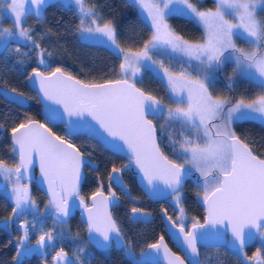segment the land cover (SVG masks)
I'll list each match as a JSON object with an SVG mask.
<instances>
[{
  "label": "snow or ice",
  "instance_id": "6c2138e0",
  "mask_svg": "<svg viewBox=\"0 0 264 264\" xmlns=\"http://www.w3.org/2000/svg\"><path fill=\"white\" fill-rule=\"evenodd\" d=\"M49 3L50 0H0V16L7 13L12 24L5 28L0 20V47L7 50L9 42L16 39L30 41L38 50L39 63L45 64V49L36 43L33 30L25 27L23 21L28 16L40 19ZM129 3L139 5L152 30L150 38L138 51L120 46L113 21L105 19L95 7H90L88 0H62L65 9L75 6L82 38L108 43L123 56L119 65L121 79L86 84L71 74H65L60 67L47 76L33 69L28 79L39 83L47 100L63 107V113L69 117L74 130L84 125L94 130L95 126L83 119L87 116L112 138L110 143L114 149L123 151L126 147L130 162L134 161L142 173L151 195L171 194L179 206L185 177L191 175L192 169L200 174L207 212L204 223L193 218L191 230H186L183 207H180L177 220L172 221L183 237L182 246L188 251L187 264H201L198 244L207 245L212 241H223L233 247L243 257L242 264L244 261L264 264L261 247H257L252 256L246 252L247 246L257 238L264 242V158L255 155L233 128L234 123L240 121L264 123V0H215V10H200L191 0H129ZM173 15L187 17L202 25L203 40L190 42L176 34L167 22V18ZM237 39L243 40L249 48L238 47ZM16 50L19 51V47ZM154 50L169 58L183 59L188 67L170 71L164 67L163 60L153 59ZM145 61L150 63L143 64ZM157 63L163 69L171 93L173 106L167 108L155 96L146 95L135 83L142 64L150 68ZM227 63L234 65V73L254 82L260 94L239 99L214 96L209 91L214 73ZM51 111L58 114L57 109ZM150 116L164 118L168 128L160 125L162 133L169 131L174 121L179 122L178 135L169 132V139L178 146L183 162L169 159L161 151L157 142V124L149 119ZM73 117L76 119L72 120ZM11 133L12 151L18 160L11 165L0 160V177L11 185L14 203L9 220L31 213L34 218L32 229L36 228V220L42 226L48 216L54 218L55 223L67 225L73 206L69 201L76 197L79 207L87 213L86 229L90 239L99 249L111 248L112 234L121 237V229L109 211V205H115L118 198L112 191L105 196L101 186L91 195V206L85 202L80 194L81 168L85 162L79 150L39 122H21L11 129ZM34 157L39 158L40 172L49 195L44 218L39 215L28 185L23 183L32 179L28 173ZM121 171L116 167L111 169L110 189L112 182L120 183ZM140 211L135 207L132 209L133 214ZM168 219L171 221V217ZM29 224L24 219L19 225L22 235L17 242V260L33 251L45 255L56 245L53 231L41 227L36 249L27 247ZM10 226L8 223L3 225L4 228ZM229 231L231 240L227 238ZM115 243L123 246L119 239ZM148 247L157 253L163 248L168 264H186L184 259L170 253L163 237ZM84 251L83 247L78 249L76 264H84L80 256ZM52 262L73 264L63 247L52 256ZM134 264L140 262L134 261Z\"/></svg>",
  "mask_w": 264,
  "mask_h": 264
},
{
  "label": "trees",
  "instance_id": "16d2710c",
  "mask_svg": "<svg viewBox=\"0 0 264 264\" xmlns=\"http://www.w3.org/2000/svg\"><path fill=\"white\" fill-rule=\"evenodd\" d=\"M193 2H197L200 9L215 7L214 0H204L203 2L193 0ZM88 5L95 7L105 19L113 21L119 37L118 43L122 48L138 51L150 38L151 27L143 20L138 7L129 3V0H88ZM1 20L3 21V27L12 26L9 21ZM79 22L75 6L65 9L62 6V0L50 1L49 6L44 8L40 19L33 16L26 18L25 27L33 30L34 40L45 49L43 57L45 64L39 63L38 50L34 48L30 41L12 40L9 42L7 50L0 47V160L11 164L16 161L15 153H13L10 144L9 133L17 124L31 119L42 121L57 136L66 139L85 155L92 156L96 152H109L88 135L68 136L62 125H51L46 122L40 114L41 106L35 92L27 86V77L33 69L48 73L60 67L66 74H71L88 84L122 78L119 65L123 61V56L118 54L114 46H110L108 43L94 44L81 41L80 31L78 30ZM167 22L176 34L190 42H200L204 38L203 30L192 19L173 15L167 18ZM236 43L238 47L249 48V45L241 39H237ZM17 47H19V51L16 50ZM153 55L161 58L164 65L173 71H178L181 67H188L183 59L175 57L172 59L156 51ZM233 67L232 63H227L222 69L217 70L209 86V91L214 96H229L234 99H239L242 96L254 98L260 94L259 87L239 73H234ZM188 70L192 71L191 68H188ZM229 77H231V81ZM139 79L137 86L140 89L155 96L165 106H173L165 83L150 70H143ZM230 83L231 88L229 87ZM13 89L25 96L27 99L26 107H20L6 97V94L13 91ZM154 122L157 124V135L161 151L169 159L183 162V157L179 155L178 146L174 145L169 139V132L178 135L179 122L174 121L169 131L163 133L160 131V125L168 128L164 118L156 119ZM233 128L236 134L249 145L255 155L264 158L263 124L257 121H240L234 123ZM121 161H123L121 157H115V164H120ZM33 189L34 198L43 207L44 202H46L44 195L35 186ZM94 190H96V187L86 181L81 192L85 196ZM190 200L196 202L195 195H192ZM13 206L14 203L10 197L0 191V220H6L11 225L8 228L0 226V264H44V257L38 254H29L20 260L19 258L18 260L15 259L17 242L21 235L19 225L22 223L23 217H13L12 220H9ZM28 216L32 217L31 213ZM47 222L44 221L47 230L56 232L59 231L58 229H68L65 231L67 238L61 239L59 243L68 254L71 255L74 249L79 246L86 249L80 254L84 264H131L125 257L123 247L114 250L109 255H102L94 251L85 239V225L77 215L72 217L67 225H61L50 220L47 226ZM121 228L125 246H130L135 252L153 243L159 233L163 232L158 221L153 225H149L145 231H140L135 227H127L123 224ZM34 237H37V235H34Z\"/></svg>",
  "mask_w": 264,
  "mask_h": 264
},
{
  "label": "flooded vegetation",
  "instance_id": "af4514ba",
  "mask_svg": "<svg viewBox=\"0 0 264 264\" xmlns=\"http://www.w3.org/2000/svg\"><path fill=\"white\" fill-rule=\"evenodd\" d=\"M156 119L158 118H152L153 122ZM157 139H158V135H157ZM158 143H159V140H158ZM114 155H116L117 157H121L123 161H121L120 164L119 163L115 164L116 156ZM85 156L89 159L90 162H93L95 165H92L90 163H87L85 165L84 167L85 177L83 180V184L84 182L88 181L89 184L96 187V190L98 188H101L102 186V190L104 193L108 195L110 191L115 192L116 197L118 198L117 204H115L111 208V215H112V218L116 221L117 225L121 229V236L123 239L121 244L123 245L122 246L123 251H124V254L127 260H129L131 264H134V261H136V258L138 257L139 253L143 251L146 247H148L150 244L144 247L142 250L137 251V252H135V250L131 248L130 246H125V239L123 236L121 225L123 224V225H126L127 227L128 226L135 227V228H138L140 231L141 230L145 231L149 225H153L156 221H158L159 224L162 226L163 232H160L159 235L156 237L155 241L151 244L157 243L158 240L161 237H163V239L165 240L170 250L173 253L178 254L183 257V254L177 248L174 242L170 239L166 231V228L163 222V213H165L168 217H171V221H176L177 217L180 216V207H183L184 209L183 223L185 224L186 230H189L191 228V225L194 222L193 218H195V220L199 221L200 223L204 221L205 215H204V209L202 207L203 195L201 196V194H203V191H202L203 184H201L203 182V179L202 177H200V174L192 171L191 177L188 180H186L184 186L182 187V190H181L182 203L181 205L178 206L173 201V199L175 198L173 195L165 199L159 200V201L149 200L146 197V195L143 193V191L139 188L136 182V177H135V174L132 168V162H130L128 157H124L119 154L112 153L110 151L107 153L106 152H96L92 156L91 155H85ZM15 157L17 161L18 159H17L16 153H15ZM113 167L122 169L121 179L124 183L126 190L124 188L117 186L113 182L111 183V189L109 188V183H110L109 174L111 173V169ZM23 182L30 184L32 191L34 190L33 189L34 186L37 188L38 191H40L36 183V172L32 179L25 180ZM91 189L93 190V188ZM96 190L84 196L81 192L82 191V187H81L80 194L85 198V202L88 203L89 197L94 192H96ZM192 195H195L196 202L194 200H190ZM37 204L40 205L38 202ZM149 204H152V205H149ZM46 205H47V199H46V202H44L43 207L46 208L45 207ZM134 207L140 209L141 210L140 213L143 212V213L149 214L151 216V219L149 221H143L142 219H137L133 221L131 219V216H132V209ZM76 215L79 217L78 213H76L74 216ZM45 216L47 215H44V217ZM50 220H53L51 216H48L44 220L45 222L48 221L47 226L49 225ZM1 221H5V223H7L6 220H1ZM45 224L46 223L43 224L44 227L42 228L43 230L47 231L46 229L47 227L45 226ZM85 229H86V226H85ZM86 233H87V229L85 231V239H86ZM36 238L37 237L31 236L32 240H31V244L28 246L29 248L36 249V243H34V241H36ZM91 247L94 251L102 255L112 254L114 250H118L122 248L120 245L116 246L114 242L112 243V247L107 250H97L93 246ZM257 247H261L262 251H264V242L260 241L259 238H257L256 240H254L251 244L247 246L246 248L247 255L252 256L253 253L256 251ZM198 248L200 250L201 264H242V261H243V257L233 247H230L227 243L220 247H203L201 245H198ZM48 256L50 259L52 256H54V252L48 253ZM157 264H164V263L159 262ZM243 264H253V262L244 261Z\"/></svg>",
  "mask_w": 264,
  "mask_h": 264
},
{
  "label": "water",
  "instance_id": "95a60500",
  "mask_svg": "<svg viewBox=\"0 0 264 264\" xmlns=\"http://www.w3.org/2000/svg\"><path fill=\"white\" fill-rule=\"evenodd\" d=\"M38 70V69H37ZM41 71V70H39ZM32 72L31 71L28 75L31 76L32 75ZM45 76H47L50 72L48 73H45L43 71H41ZM66 74V73H65ZM27 77V86L30 90L34 91L36 96H37V99H38V102L41 106V109H40V114L42 116V118L48 122L49 124L51 125H62L64 127V132L66 133V135L68 136H77V135H88L90 137H92L93 139H95L99 144H101L106 150L112 152V153H115V154H119L121 156H124V157H128L129 158V154L127 152V149L125 147V149L123 151H119V150H116L112 147L110 141H112V138L109 137L107 135L106 132H104L103 129H101L99 127L98 124H96L95 121H92L90 117H84L83 119L84 120H88L91 122L92 125L95 126L94 130H90L89 127L87 125H84L82 127H80L78 130H74L73 129V125L69 123V117L63 113V107L61 105H57V104H53L51 101L47 100L44 96H43V93L40 91V88H39V83L36 82V81H30ZM76 80H79L77 78H75ZM121 79V78H120ZM116 80H119V79H116ZM80 81V80H79ZM114 81V80H113ZM107 82V81H106ZM102 83H105V82H102ZM88 84V83H86ZM95 84H99V83H95ZM136 87H138L136 85ZM139 88V87H138ZM142 90V89H141ZM145 92V91H144ZM146 95H151L147 92H145ZM153 96V95H151ZM6 97L8 99H10L11 101H13L14 103H16L17 105H19L20 107H26L27 105V99L25 98L24 95H21L20 93L18 92H8L6 94ZM162 106L165 107V105L161 102ZM51 109H57L58 110V114H54ZM152 118H156V117H152L150 116L149 119H152ZM76 118L73 117L72 120H75ZM29 121V120H28ZM30 121H35V122H39L40 124H43L46 126V128L50 129L46 124H44L42 121L38 120V119H31ZM81 124L83 125V120L81 121ZM52 131V130H51ZM52 133H54L52 131ZM55 134V133H54ZM56 135V134H55ZM11 136H12V133L10 132L9 133V139H10V144H11V147H13V144H12V139H11ZM57 136V135H56ZM63 139V138H62ZM67 143H70L68 142L66 139H64ZM157 142H158V139H157ZM116 143H121L120 141H116ZM71 144V143H70ZM73 145V144H72ZM75 147V146H74ZM76 148V147H75ZM77 149V148H76ZM80 152V151H79ZM81 153V152H80ZM82 154V159L84 160V165L82 166L81 168V174H82V180H81V185H80V190H81V187H82V184H83V180H84V167L87 163H90L92 165H95L93 162H90L89 159L83 154ZM17 159H18V156H17ZM132 168H133V171H134V174H135V177H136V182L139 186V188L143 191V193L146 195V197L151 200V201H159V200H162V199H165L169 196H171V194H167V195H160V196H153L150 194L149 190H148V187H147V182L145 180H143L142 178V173L139 171V169L136 167L134 161L132 162ZM36 172V183H37V186L39 188V190L44 194V196L46 197L47 201L49 199V195H48V192H47V183L45 181H43V178H42V175H41V172H40V167H39V158L38 157H34V163L33 165L30 167L29 169V176L30 177H34V174ZM192 175V173H191ZM190 176H186L184 181H183V186L186 182V180H188ZM119 176H120V183L117 184L115 182H113L114 184H116L117 186L121 187V188H124L125 189V186H124V183L121 179V173H119ZM26 180H29V179H26ZM161 187H163V185H161ZM126 190V189H125ZM167 192L170 193V190H166ZM105 196H108L106 193H104ZM91 197V196H90ZM90 197L88 199V203H89V206H91V200H90ZM118 202V200H117ZM116 202V204H117ZM69 204L70 205H73L71 208H70V215L68 217V220L70 218H72L76 213L79 214V217H80V220L81 222L86 226V219H87V213L84 211L83 208L79 207V199L76 198V197H73L70 201H69ZM114 205H109V211L111 212V208L113 207ZM202 207L204 209V215L206 217L207 215V212H206V205L204 204V202L202 203ZM131 219L134 221V220H137V219H142L143 221H149L151 219V216L147 213H143V212H139V213H136V214H133L132 213V216H131ZM205 219V218H204ZM53 221H54V218H53ZM163 222H164V225H165V228H166V231L170 237V239L174 242V244L177 246V248L181 251V253L183 254V257L178 255V254H175L173 253L170 248L167 246L165 240L163 239V242L164 244L167 246L168 250L170 251V253H173L175 254V256L177 257H180L182 259L185 260L186 264H187V261L189 260V254H188V251L185 249V247L182 246V235L179 233V230L177 227H174L173 224H172V221H170L168 219V216L163 213ZM204 221L201 223L203 224ZM191 230V228L189 229ZM95 235V234H93ZM113 242L115 243V240L116 239H119L122 243L123 239H122V236L117 238L115 236V234L113 233ZM227 238L228 240H231V233L230 231L227 233ZM86 240L87 242L93 246L94 248H96L97 250H102V249H99L94 243L93 241L90 239L89 237V234L88 232L86 233ZM160 241V239L158 240V242ZM157 242V243H158ZM226 243L221 241V242H215V241H212V242H209L207 245L203 244V243H199L198 245H201L203 247H220V246H223L225 245ZM116 246H118V244L115 243ZM229 245V244H228ZM231 247V246H230ZM200 259V257H199ZM136 261L140 262V264H157L159 262H163L164 264H168L167 260L164 258V254H163V248H161V250L159 251V253H157L156 250L154 249H151L149 247H146L143 251H141L138 255V257L136 258Z\"/></svg>",
  "mask_w": 264,
  "mask_h": 264
},
{
  "label": "rangeland",
  "instance_id": "374dc122",
  "mask_svg": "<svg viewBox=\"0 0 264 264\" xmlns=\"http://www.w3.org/2000/svg\"><path fill=\"white\" fill-rule=\"evenodd\" d=\"M50 1H55V0H50ZM198 2H203L204 0H197ZM215 1V0H214ZM191 2L193 3V4H195L199 9H200V7L198 6V3L197 2H193V0H191ZM137 7H138V9H139V11H140V13H141V15H142V18H143V20L151 27V25H150V21H146V19H145V17H146V14H144V13H142V10L140 9V7H139V5H136ZM215 7H216V4H215ZM215 7L214 8H210V7H206V8H201L200 10H208V9H211V10H215ZM42 13H43V11H42ZM42 15V14H41ZM1 18H0V20L1 19H5V20H7V21H9L10 23H11V21H10V19H8L7 18V13H5L3 16H0ZM29 17V16H28ZM27 17V18H28ZM25 21H26V19L23 21V23H25ZM193 21H195V20H193ZM196 22V21H195ZM197 23V22H196ZM200 27H201V29L203 30V32H204V28H203V26L202 25H200L199 23H197ZM25 25V24H24ZM85 35H87V34H85ZM79 36H80V39H81V41H83V42H87V43H94V44H98V43H102V41L101 40H96V39H90V40H86V39H84V38H82V36H81V33L79 32ZM16 40H20V39H16ZM155 51V50H154ZM154 51H153V53H154ZM153 53H152V55H153ZM153 59H155V60H157V61H160V60H162L161 58H158V57H155L154 55H153ZM173 59V58H172ZM147 63H150V62H148V61H145V62H143V64H147ZM143 64L141 65V67H140V72L137 74V76L135 77V83H136V85L138 84V81L140 80L139 78H140V75H141V72L143 71V70H150L157 78H159L160 80H162L164 83H165V85H166V87H167V89H168V93H169V97H170V95H171V93H170V90H169V88H168V86H167V81H166V78H164L163 77V69L160 67V65L157 63V64H153V65H151V67L150 68H146V67H144L143 66ZM164 67H166V68H169L168 66H165L164 65ZM169 70L170 71H173V70H171L170 68H169ZM167 107H170V106H166L165 108H167ZM257 122H260V121H257ZM261 123V122H260ZM261 124H263L264 125V123H261ZM8 164H10L11 165V163H8ZM186 167H190V166H188V165H186ZM192 171L193 172H196L195 171V169H192ZM196 173H198V172H196ZM24 183V182H23ZM25 184H27V183H25ZM201 184H203V182L201 183ZM28 185V188H29V194H30V196H31V198L33 199V200H35L36 201V203H37V200L34 198V195H33V191H32V188L30 187V184H27ZM0 191H2V192H4V193H6L9 197H10V199H11V201L13 202V200H12V198H11V185L7 182V181H4L3 180V178L2 177H0ZM203 194H201V196H202ZM173 201L175 202V198L173 199ZM37 206H38V210H39V215H40V217L41 218H44V215H47V211L48 210H46V208H44V207H40V205H38L37 204ZM23 217V220L24 219H27L29 222H30V224H29V232H30V239L26 242V244H27V247L31 244V236H34V235H37V238H39V232H40V229H41V227H44L43 225L41 226L40 225V223H39V220H36V228L35 229H32L31 228V223L33 222V216L32 217H29L28 215L27 216H22ZM23 222V221H22ZM5 224V221H1L0 220V226H3ZM44 224V223H43ZM59 231H56V232H53V234L56 236V238H57V241H56V245H55V247H53V248H50V249H48L47 250V252H46V254L45 255H41V252L40 251H34V252H32V253H34V254H38V255H41V256H43L44 257V259L46 260L45 261V264H53V262H52V257L49 259V256H48V253H50V252H54V255H55V252L56 251H58L59 250V248L61 247V245L59 244L60 243V240L61 239H66L67 237H66V232L65 231H67L68 229L67 228H65V229H58ZM64 231V232H63ZM21 235H22V230H21ZM20 235V236H21ZM37 238H36V240H37ZM34 243H36V241H34ZM80 247H83V246H79V247H77V248H75L74 249V251H73V253L70 255V254H68V259L70 260V261H72L73 262V264H76V262H75V255L77 254V252H78V249L80 248ZM84 248V247H83ZM85 249V248H84ZM86 250V249H85ZM31 253V254H32ZM81 254V253H80ZM24 256H27V255H21L20 257H19V260H20V258L21 257H24Z\"/></svg>",
  "mask_w": 264,
  "mask_h": 264
}]
</instances>
